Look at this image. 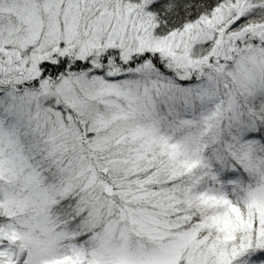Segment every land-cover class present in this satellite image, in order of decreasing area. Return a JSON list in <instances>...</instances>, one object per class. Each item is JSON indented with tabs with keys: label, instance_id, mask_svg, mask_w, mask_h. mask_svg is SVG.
Listing matches in <instances>:
<instances>
[{
	"label": "snow or ice",
	"instance_id": "6c2138e0",
	"mask_svg": "<svg viewBox=\"0 0 264 264\" xmlns=\"http://www.w3.org/2000/svg\"><path fill=\"white\" fill-rule=\"evenodd\" d=\"M0 264H264V0H0Z\"/></svg>",
	"mask_w": 264,
	"mask_h": 264
}]
</instances>
